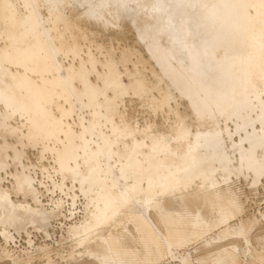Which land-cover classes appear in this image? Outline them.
Returning <instances> with one entry per match:
<instances>
[{"label":"bare ground","instance_id":"6f19581e","mask_svg":"<svg viewBox=\"0 0 264 264\" xmlns=\"http://www.w3.org/2000/svg\"><path fill=\"white\" fill-rule=\"evenodd\" d=\"M82 24L118 36L130 26L147 57L186 100L198 128L181 165H164L150 175L136 168L135 152L114 164L111 148L79 149L74 142L63 104L80 76L67 73L61 53L68 28ZM107 75L105 87L117 85L116 71L110 68ZM11 118L21 126H9ZM4 127L18 143L34 137L52 144L61 169L79 176L83 220L68 231L82 248L75 264H153L154 251L163 254L165 247L171 254L189 236L214 230L216 235L201 241L211 252L214 241L219 245L229 237L249 245L245 236L252 224L231 223L244 212L233 178H251L252 186L264 179V0H0ZM178 136L184 140L189 133L182 129ZM79 160L87 164L86 173ZM71 198L74 206L78 196ZM62 206L17 204L0 192V235L8 243L14 241L11 229H45L62 216ZM263 242L243 251L249 264H264ZM229 243H214L213 254L206 251L211 264H238L239 242ZM205 257L194 260L209 264L211 257Z\"/></svg>","mask_w":264,"mask_h":264},{"label":"rangeland","instance_id":"374dc122","mask_svg":"<svg viewBox=\"0 0 264 264\" xmlns=\"http://www.w3.org/2000/svg\"><path fill=\"white\" fill-rule=\"evenodd\" d=\"M125 29L124 36H118L86 24L68 28L61 62L67 73L79 75L80 79L72 81L74 92L63 104V120L75 135L79 149L85 145L93 150L111 148L114 164L126 162L135 152L136 168L155 175L163 171L164 165H181L186 161L198 124L186 100L138 45L135 31L130 26ZM110 68L117 73V85L105 87L107 80H111L106 76ZM8 125L21 126L16 118L9 119ZM4 128L0 130V192H7L17 204L47 209L61 204L63 210L62 216L52 219L45 229L33 225L20 233L11 229L14 241L8 243L0 235V264H75L73 261L82 248L68 231L83 220L85 200L78 190L79 176L61 169L52 144L46 146L34 137L18 143ZM182 129L189 133L187 139L179 138ZM79 167L81 173H86L88 166L84 161L79 160ZM233 182L244 212L231 223L252 224L245 236L249 245L242 238L229 237L219 245L217 241L209 245L211 252L201 241L216 235L218 230H214L201 238L189 236L183 245L172 247L171 254L165 247L163 254L154 251L153 264H199L195 260L205 257L206 251L213 254L214 247L229 241L239 242L238 264H249V259H244L245 250L264 241L256 238L258 234L264 237V179L256 186H252L251 178H233ZM73 195L78 196L74 206ZM155 225L165 233L162 224ZM208 253L205 258L210 259ZM211 260L212 257L209 264Z\"/></svg>","mask_w":264,"mask_h":264}]
</instances>
